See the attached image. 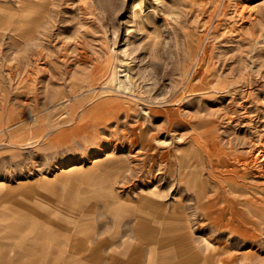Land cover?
<instances>
[{
    "label": "rangeland",
    "instance_id": "obj_1",
    "mask_svg": "<svg viewBox=\"0 0 264 264\" xmlns=\"http://www.w3.org/2000/svg\"><path fill=\"white\" fill-rule=\"evenodd\" d=\"M118 252L264 264V0H0V264Z\"/></svg>",
    "mask_w": 264,
    "mask_h": 264
},
{
    "label": "crops",
    "instance_id": "obj_2",
    "mask_svg": "<svg viewBox=\"0 0 264 264\" xmlns=\"http://www.w3.org/2000/svg\"><path fill=\"white\" fill-rule=\"evenodd\" d=\"M182 218V217H181ZM183 224H185V223H183ZM185 225H184V227H183V232H181L180 234L182 235V238H180V237H178V238H175V237H171V238H162V239H160V240H158V241H155V243H154V239H150V241H149V243H151V244H153V245H157V246H164V245H166V244H179V245H182L183 243H184V241H187V238H189V233L188 232H186L185 231ZM143 235V237L145 238V240H147V237L144 235V234H142ZM127 246H128V244H127ZM126 246V247H127ZM129 247V246H128ZM88 248H90L89 246H88ZM192 250H193V248H192ZM187 253H189V252H186V254ZM115 255H117V257H116V259H114V258H111V260L113 261V263L112 264H120L119 263V261H118V259L120 258L121 259V257L122 256H124L123 255V253L122 252H118V253H116ZM191 255V254H190ZM248 255V254H247ZM119 257V258H118ZM247 257H249V256H247ZM247 257H246V255H243V259H247ZM190 261H193V258L192 259H189V262ZM117 262V263H116ZM183 263V261H181V262H178L177 264H182ZM221 263V262H220ZM133 264V263H132Z\"/></svg>",
    "mask_w": 264,
    "mask_h": 264
},
{
    "label": "bare ground",
    "instance_id": "obj_3",
    "mask_svg": "<svg viewBox=\"0 0 264 264\" xmlns=\"http://www.w3.org/2000/svg\"><path fill=\"white\" fill-rule=\"evenodd\" d=\"M63 172V171H62ZM177 206V205H176ZM176 206H175V208H174V210L173 211H175L176 212ZM248 255H246V257H247Z\"/></svg>",
    "mask_w": 264,
    "mask_h": 264
}]
</instances>
